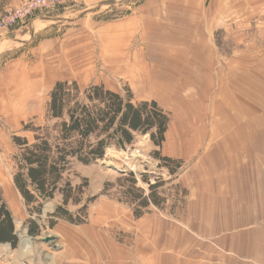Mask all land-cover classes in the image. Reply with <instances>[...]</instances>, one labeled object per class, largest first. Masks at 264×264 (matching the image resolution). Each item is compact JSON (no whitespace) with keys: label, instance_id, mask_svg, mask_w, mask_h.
<instances>
[{"label":"crops","instance_id":"0c3cea01","mask_svg":"<svg viewBox=\"0 0 264 264\" xmlns=\"http://www.w3.org/2000/svg\"><path fill=\"white\" fill-rule=\"evenodd\" d=\"M20 1L0 0V14ZM80 5L51 9L27 25L0 30V84L14 87L12 100H25L31 94L25 93L26 85L38 88L42 78L44 82L55 76L56 70L44 66L50 60L48 38L36 45L35 39L55 28L60 9ZM260 22L257 42L244 43L248 36L243 31L241 46L223 63L216 61L221 53L216 39H210V46L197 43L198 51H209L208 61L187 62L183 48L171 45L160 46L159 59L150 45L142 48L141 60L134 58L128 78L143 93L139 101L160 100L176 113L163 148L165 156L181 160L183 166L176 177L165 180L186 192L182 205H151L136 217L129 204L99 196L98 204L89 206L85 223L60 219L50 228L56 243L51 251L40 247L42 256H24L20 240L15 249L0 244L16 252L0 258V264H264V20ZM122 32L136 34L140 29ZM147 32L141 36L146 38ZM71 46L58 58L59 72L76 75L85 68L87 47ZM26 48L37 52L38 59L43 54L26 64ZM78 53L85 54L82 64L73 62ZM155 84L161 89L157 95L151 93ZM177 98L191 102L192 108L177 104ZM25 227L28 232L26 222Z\"/></svg>","mask_w":264,"mask_h":264},{"label":"rangeland","instance_id":"374dc122","mask_svg":"<svg viewBox=\"0 0 264 264\" xmlns=\"http://www.w3.org/2000/svg\"><path fill=\"white\" fill-rule=\"evenodd\" d=\"M115 1L81 0L78 3L81 5L74 9H60L62 14L59 13L61 15L58 18L59 21L52 24L55 28L38 35L34 42L36 45L48 38L50 60H47L45 62L47 65L44 64V66L46 71L47 66L48 71L56 70L54 77L45 79L44 82L42 78L40 87L25 86V93L34 95H26L25 100L22 101L12 100L10 93L14 87L7 83L0 84V188L15 219L20 244L23 238H28L31 241L32 247L25 250L27 253L24 256L30 254L36 257L42 256L39 252L40 247L51 251L50 245L56 243L55 236L50 234L51 229L47 224L46 227L43 226V235L40 234L36 238L28 235L25 222L29 217L36 218L37 214L30 215L13 183L16 170L14 155L18 152L13 143V136L15 134L26 136L32 140V132L24 131V125L30 122L35 125L48 124L46 111L50 92L56 81H77L83 88L91 83L104 84L122 94L130 89L134 101L140 102L139 99L143 93L141 94L137 90V86L130 84L128 77L133 73L135 56L138 59L140 56H145L142 49L144 45L153 46V55L157 59L161 56L158 53L161 45L179 46L183 48L182 51H185V61L195 63L208 61L210 57L209 51L201 53L197 50V43L210 46V39H213V43L216 39V44L221 51L216 61L223 63L230 52L241 46V42L244 40L241 36L243 31L248 36L244 43L247 40L252 44L257 42L258 25L261 24L260 21L264 20V14L261 12L264 7L262 0H121L114 3ZM86 2H88L87 5H85ZM135 27L140 29V32L136 34L135 32H122ZM144 30L148 31L146 38L141 36L144 33L141 32ZM236 30L239 32L238 34H236ZM229 31H234V34H230ZM68 45H72L71 47L74 48H76L75 46L87 47V59L83 63V68H85L80 74L71 75L59 72L62 61H59L58 58L65 52ZM25 52L26 64H30L29 61L32 59L38 61L43 54L41 52L38 59L37 52L33 55L28 48L25 49ZM135 52L137 53L135 54ZM139 52L142 54L139 55ZM160 90V86L155 84L151 88V93L157 95L161 93ZM186 90L185 93L191 94V90ZM183 97L181 96L182 99ZM27 98L31 99L27 100ZM179 101L183 104L188 103L191 107V102L178 99L176 103L179 104ZM157 103L168 112L170 122L171 119L174 121L173 116L176 113L167 109L166 104L162 105L160 100ZM196 105L199 106L198 103ZM163 145L155 146L150 139V134L139 135L136 142L126 150L112 147L107 150L104 159L93 164L74 163L69 178L73 186L81 185L83 187L82 202L94 196L95 200L99 196V199L103 200L118 199L123 196V191L130 183L127 178L129 172L132 171L137 178V187L144 189L146 194L150 191V184L162 183L158 188V193L166 200L163 206L168 204L175 208L183 204L186 192L179 186L171 184V180L166 181L165 179L176 177L182 167L172 174L170 168H174L175 165L171 164L168 168L163 164V161L154 156L156 150L165 156ZM166 182L169 185H165ZM104 188L107 189L105 194L102 193ZM95 200L90 202L89 206L92 203L93 207L96 206L98 203ZM59 203H61L59 196L52 202H48L41 217L46 220L47 214L52 213ZM69 209L75 211L77 207L71 205ZM40 224L44 223L41 221ZM46 237H51L52 240L46 242ZM20 244L19 249L21 250ZM34 248L37 249L35 253L33 252ZM12 253L16 254L10 248L0 246V258H5ZM10 259L16 260V258ZM13 263L17 264L16 261Z\"/></svg>","mask_w":264,"mask_h":264},{"label":"trees","instance_id":"16d2710c","mask_svg":"<svg viewBox=\"0 0 264 264\" xmlns=\"http://www.w3.org/2000/svg\"><path fill=\"white\" fill-rule=\"evenodd\" d=\"M46 120V125L32 122L24 125V131L32 132V140L13 136L18 149L14 155L13 181L30 215L37 214L36 218L29 217L26 221L30 237L39 236L41 226L46 224L53 228L60 219L74 224L87 221L89 204L96 197L82 202L83 187L73 186L69 178L74 163L93 164L104 159L112 147L126 150L139 135L150 134L154 145L161 147L170 124L168 112L156 101L135 102L130 89L122 94L104 84L91 83L83 88L77 81L69 80H59L53 85ZM154 156L168 168L174 164L170 168L172 174L182 167L181 160L162 156L159 150L154 151ZM127 181L130 183L118 200L132 206L136 217L142 216L151 204L161 207L166 201L158 193L162 183L150 184L146 194L137 187L134 172H129ZM106 191L104 188L102 193ZM58 196L61 203L43 222L45 205ZM71 205L77 209L71 211ZM19 240L15 219L0 188V244L8 243L15 249Z\"/></svg>","mask_w":264,"mask_h":264},{"label":"built area","instance_id":"2783aa9c","mask_svg":"<svg viewBox=\"0 0 264 264\" xmlns=\"http://www.w3.org/2000/svg\"><path fill=\"white\" fill-rule=\"evenodd\" d=\"M81 0H21L15 6L7 7L0 14V30L27 25L38 14L62 6L80 3ZM84 1V0H83ZM21 264H29L22 261Z\"/></svg>","mask_w":264,"mask_h":264},{"label":"bare ground","instance_id":"6f19581e","mask_svg":"<svg viewBox=\"0 0 264 264\" xmlns=\"http://www.w3.org/2000/svg\"><path fill=\"white\" fill-rule=\"evenodd\" d=\"M85 54L84 53H78V58H76L75 60H73V62L75 64H82L83 62V56ZM77 56V55H76ZM75 57V56H74ZM68 63V62H67ZM84 63V62H83ZM73 64V63H72ZM74 66V65H73ZM83 68V67H82ZM72 70V69H71ZM78 70V69H77ZM82 70V69H81ZM24 234V233H23ZM31 241L28 238H23L21 241V249L22 250H29L31 248ZM23 253V252H22Z\"/></svg>","mask_w":264,"mask_h":264},{"label":"water","instance_id":"95a60500","mask_svg":"<svg viewBox=\"0 0 264 264\" xmlns=\"http://www.w3.org/2000/svg\"><path fill=\"white\" fill-rule=\"evenodd\" d=\"M51 240H52L51 237H46V239H45L46 242H49V241H51Z\"/></svg>","mask_w":264,"mask_h":264}]
</instances>
